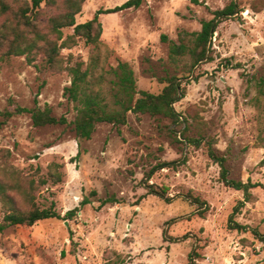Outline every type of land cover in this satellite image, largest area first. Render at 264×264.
I'll return each instance as SVG.
<instances>
[{"label":"rangeland","instance_id":"374dc122","mask_svg":"<svg viewBox=\"0 0 264 264\" xmlns=\"http://www.w3.org/2000/svg\"><path fill=\"white\" fill-rule=\"evenodd\" d=\"M50 1L44 0L35 25L61 47L74 29H64L62 40L50 34L48 21L64 13V0ZM128 1L87 0L76 22L86 23L98 11ZM199 1L143 0L138 9L100 16L95 90L107 104H114L120 61L134 71L137 99L141 92L160 94L167 77L188 75L190 58L174 65L169 42L178 43L183 31L200 32L203 21L230 3ZM10 3L12 11L0 13V122L2 113L31 109L38 101L67 124L35 127L30 114L11 118L0 129V181L22 211L33 204L41 209L54 204L62 216L76 208L79 212L73 219L8 229L0 235V264H188L194 248L201 255L198 264H264V242L251 232L228 228L243 201L235 221L264 233V0H238L241 12L222 22L214 35V60L194 70L198 80L191 81L186 97L175 105L183 117L179 136L212 140L217 154L227 159L228 179L262 185L248 200L225 184L222 167L209 158L205 142L196 147L184 138L174 140L162 117L130 112L126 125L102 123L90 140L79 139L76 104L66 95L72 82L67 69L78 62L90 66L93 47L75 38L60 49L58 68L47 64L43 42L30 60L27 55L6 57L15 32L28 42L35 39L14 16L21 7L32 8V0ZM183 158L186 164L157 170L150 180L168 189L173 202L149 194L143 184L146 174L160 163ZM53 164L64 166L59 184L52 178ZM190 193L208 203L204 216L186 200ZM5 213L0 202V223ZM185 235L187 240H173Z\"/></svg>","mask_w":264,"mask_h":264},{"label":"trees","instance_id":"16d2710c","mask_svg":"<svg viewBox=\"0 0 264 264\" xmlns=\"http://www.w3.org/2000/svg\"><path fill=\"white\" fill-rule=\"evenodd\" d=\"M21 1L22 0H0V13L3 15L9 14L12 11L10 2L18 3ZM86 1L87 0H64V13L49 19L48 28L50 34L56 36L58 40L63 39L64 29H74V35L70 36L67 41H64L61 47H59L56 42L50 41L46 35H42L35 25V21L39 14L38 10L41 8L44 0H32V8L21 7L14 15L19 23L18 26L22 25L29 28L32 34L35 35V39L28 42L15 32V40L12 42L5 56L27 55L29 57L34 50L39 48V43L43 42L46 47L47 64L52 68H58L61 66V62L59 61L60 49L70 46L69 43H74L75 38L83 39L88 46L93 47L94 55L92 63L87 68H84L85 64L83 62H78L74 66L68 67L67 70L70 72L72 82L70 87L66 89L68 99L76 104L77 115L74 121V130L79 139L90 140L97 126L102 123L111 124L116 127L126 125L128 120L127 115L130 112L136 115L162 117L170 123V136L173 137L174 140L179 141V138H184L187 142L196 147H201L202 142H205L208 148L209 158L219 163L222 167V179L225 184L237 191H242L245 194V198L248 200L251 196V191L262 185L228 179L227 159L217 154L214 150L212 140L205 141L204 138L201 140L187 139L186 135L183 133L179 136L177 127L182 124L183 117L175 108V105L186 97L188 85L191 84V81L198 80L197 77L195 79L193 77L194 70L200 65L210 63L214 60L212 56L214 35L222 22L235 18L241 12L238 0H230L229 5L223 10H218L213 13L214 18L212 20L203 21L200 32L188 33L183 31L180 34L178 43L173 41L169 42L170 61L174 65H178L185 58L189 57L191 60V67L186 76L174 75L164 79L163 82L166 86L160 94L156 95L148 92H141V97L137 99L136 97L139 92L137 91L134 71L128 63L120 61L118 69L115 72L117 81L115 83L116 90L114 93L113 106L107 104L101 93L95 90L97 86L95 72L98 70L101 62L100 51L102 46L101 37L103 34L100 16L103 14H115L130 9H138L142 6L143 0H130L124 5L114 9L105 11L100 10L92 20L83 24H77L76 17L82 12ZM190 1L195 5L201 4L199 0ZM50 2L54 5L56 4V0H51ZM30 13L31 15H29ZM6 37L7 35H4V38ZM163 41L168 42V38L163 36ZM261 92H264L263 86L261 87ZM22 114H30L35 127L67 124L65 118L55 117L50 107L41 108L38 101H36L35 107L31 109L17 107L14 111L2 113L1 116L3 117V121L0 122V129L11 118ZM79 156L80 154L78 157ZM186 162L187 159L183 158L180 161L160 163L150 173H147L143 184L148 189L149 194L157 196L167 203L173 202L174 198L168 196V189L150 184V180L157 170H177L179 167L186 164ZM63 168L64 166L61 164H53L51 166L52 178L55 179L57 184L61 183L63 180V173L60 171V169ZM129 172L131 175H134L132 169H130ZM9 191V186L0 181V202L6 209L3 221L0 223V235L12 227H32L38 222L52 219H73L79 212V209L76 208L66 213L65 216H62L56 210L54 204L44 209L33 204L30 210L22 211L10 197ZM185 198L191 204L198 207L200 216H204L210 209L206 201H203L200 197H196L191 193L186 195ZM86 202L87 201H84L83 205ZM243 205L244 202L240 201L235 207L234 213L229 219L228 228L240 233L251 232L255 239L264 242V233H261L258 229H252L249 226L242 225L235 221V216ZM171 223L172 222L168 224ZM187 238L188 235H185L182 238L173 240L181 242L187 240ZM200 258V253L197 251V248H194L189 256L188 264H198Z\"/></svg>","mask_w":264,"mask_h":264}]
</instances>
